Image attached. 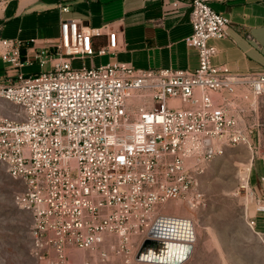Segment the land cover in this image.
Masks as SVG:
<instances>
[{"label":"built area","instance_id":"built-area-1","mask_svg":"<svg viewBox=\"0 0 264 264\" xmlns=\"http://www.w3.org/2000/svg\"><path fill=\"white\" fill-rule=\"evenodd\" d=\"M209 1L190 3L194 72L75 68V59L117 52L108 25L63 21L55 46L38 50L33 39L25 57L19 41L0 40V60L14 69L49 66L0 82V165L23 187L15 204L32 217L34 264H69L73 249L91 253L82 264H110L112 252L132 264L146 240L192 245L164 238L174 218L168 204L204 205L200 179L225 147L264 150V75L213 65L218 51L208 42L228 36L230 19ZM103 37L107 44L96 49ZM243 181L254 199L250 179ZM248 224L255 230L250 216Z\"/></svg>","mask_w":264,"mask_h":264},{"label":"crops","instance_id":"crops-1","mask_svg":"<svg viewBox=\"0 0 264 264\" xmlns=\"http://www.w3.org/2000/svg\"><path fill=\"white\" fill-rule=\"evenodd\" d=\"M190 3L191 0H15L0 7V40L19 41L25 57L32 55L33 39L38 50L55 46L61 38L63 21L76 20L87 28L108 25L118 35L117 52L84 61L75 59V68L81 62L89 67L126 63L139 70L194 72L200 57L199 51L187 43L193 32ZM209 4L230 19L228 36L208 42L218 51L213 65L226 66L232 73L264 75V0H210ZM106 44V37L95 40L96 49ZM36 65L18 70L0 60V82L16 81L19 72L28 75L45 69ZM250 185L256 201L250 217L255 220L256 233L264 235V212L258 211L257 205L258 200L264 204L263 157L252 164Z\"/></svg>","mask_w":264,"mask_h":264},{"label":"rangeland","instance_id":"rangeland-1","mask_svg":"<svg viewBox=\"0 0 264 264\" xmlns=\"http://www.w3.org/2000/svg\"><path fill=\"white\" fill-rule=\"evenodd\" d=\"M261 112L264 119V102ZM263 154L264 150H251L243 145L225 147L200 179L199 191L205 204L198 208H191L183 201L168 204L171 205L167 209L169 215L192 220L194 225L193 250L181 264H264V235L256 233L248 224L256 201L242 187L243 180L250 179L251 160ZM22 192V185L0 165V264H34L32 217L15 204L16 195ZM71 254L69 264H82L91 256L90 252L79 249H73ZM110 264L123 263L112 252ZM132 264L153 262L138 261L136 257Z\"/></svg>","mask_w":264,"mask_h":264},{"label":"bare ground","instance_id":"bare-ground-1","mask_svg":"<svg viewBox=\"0 0 264 264\" xmlns=\"http://www.w3.org/2000/svg\"><path fill=\"white\" fill-rule=\"evenodd\" d=\"M191 220L172 218L170 221H166L165 232L163 233L164 238L175 239L181 242L193 241L194 239V228ZM183 247L179 246L178 243H169L158 248L157 251L148 252L147 256L152 258L158 256L163 262H170L172 260H180L184 254ZM154 264V262H153Z\"/></svg>","mask_w":264,"mask_h":264},{"label":"water","instance_id":"water-1","mask_svg":"<svg viewBox=\"0 0 264 264\" xmlns=\"http://www.w3.org/2000/svg\"><path fill=\"white\" fill-rule=\"evenodd\" d=\"M169 243L166 242H161V241H155V240H146L144 244L142 245L138 255H137V260L138 261H148V262H154V263H159V264H181L185 260H187L193 250L192 245H185V244H178L179 246L183 247L184 254L183 258L180 260H172L170 262H163L161 258L158 256H153L150 258L147 256L148 252L152 251H157L158 248L162 247L163 245H168Z\"/></svg>","mask_w":264,"mask_h":264}]
</instances>
